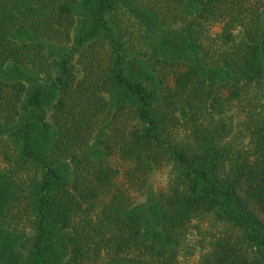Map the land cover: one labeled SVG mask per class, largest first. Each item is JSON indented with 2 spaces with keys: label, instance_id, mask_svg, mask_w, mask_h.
I'll list each match as a JSON object with an SVG mask.
<instances>
[{
  "label": "trees",
  "instance_id": "obj_1",
  "mask_svg": "<svg viewBox=\"0 0 264 264\" xmlns=\"http://www.w3.org/2000/svg\"><path fill=\"white\" fill-rule=\"evenodd\" d=\"M127 1L94 0L68 49L41 26L67 39L78 0H0L4 125L25 102L5 136L0 264H188L204 250L194 231L210 234L209 252L192 264H264V0H158L168 15L145 10L172 24L155 33L138 20V39L156 44L134 56L108 19ZM236 30L246 42L233 49ZM87 42L105 55L99 102L73 89Z\"/></svg>",
  "mask_w": 264,
  "mask_h": 264
},
{
  "label": "rangeland",
  "instance_id": "obj_2",
  "mask_svg": "<svg viewBox=\"0 0 264 264\" xmlns=\"http://www.w3.org/2000/svg\"><path fill=\"white\" fill-rule=\"evenodd\" d=\"M120 2L122 3L123 0H120ZM158 0H129L126 2L127 6L131 5V9H129V7H127L129 9V12H125V11H118L117 12V16L114 17H108L109 20H114L116 19L120 28L122 29V33L125 34V40L128 39V37H130V41L131 44L133 46V56L135 55V52L138 51L139 54H144V52H148L153 45L156 44V41H154L151 37L150 40L151 42L147 39V36L144 34V38L145 40H143L142 42L138 39V29H137V24H138V20L143 22L144 26H148L149 28H151V30H153V32H163L166 30V26H168L169 24L171 25L172 21L167 19V24L163 25L160 24L156 21V18L153 17L151 14L147 13V11L145 10L146 6H150L151 8L153 7L152 11L153 13H160L162 14V12H164L166 15H168L167 12L160 11L161 9V5L157 4ZM93 3L94 0H78L77 3H69L71 8H72V14L74 13L75 15H78L77 17H74V23L73 25L68 29L69 32V37L66 39L65 35L63 34V30L58 31L57 25L56 23L51 22L46 28L44 25L41 26V29H45L47 31H49V28H55L52 32L55 33V37L56 38H61L63 39L65 46H67V48H72L73 47V41L72 39L74 38V36H76V33L78 31H80L81 29H83V21L87 18V16H91L94 13V9H93ZM154 7H156V9L154 10ZM145 10V11H144ZM65 22H67L68 17H66L65 15L63 16ZM67 24V23H66ZM51 29H50V36H51ZM206 34L207 36L210 38V40H214V38L216 37V35L220 34L221 30H222V24H211V25H207L206 26ZM152 32V33H153ZM45 34V33H43ZM46 35L49 36V33H47ZM43 36V35H42ZM44 38V37H43ZM55 40V39H54ZM149 41L151 44L150 49L145 48V46L143 45V42ZM245 39L241 33V31L236 30L233 33V47L231 45V48H235V46L237 47L238 45H243L245 43ZM92 43H86L84 45V47L80 48L79 51L75 52L74 57L72 58L71 64L73 66V89L75 90H80L82 88L85 89H89L90 93L86 94V96L90 97L91 101H94V97H100L102 96L103 99L106 100V96L104 95V93L100 90L101 85H102V76L104 74V72H102L103 69H101V66H104L105 61V55L103 53V51L101 49H99L97 52H93L90 55V50L89 45ZM215 45L216 42H215ZM215 45L213 46V48H215ZM150 52V51H149ZM145 60V59H143ZM139 66H137L135 63L133 64L132 68L130 69V71L134 74H138L140 73L139 71ZM43 77V76H42ZM168 83H171V79L170 77L167 78ZM87 91V90H86ZM4 94H7V90L4 91ZM83 94V93H82ZM25 97L22 98V100H24ZM56 99L52 96L48 97V102L50 105H53ZM100 100V99H99ZM94 102H99L98 100L94 101ZM16 105L14 108L11 109V115H13V121H10V125L6 126L4 125V121L2 120V117L0 116V124L2 126V130H0V173L4 172L7 165V161L10 158V155H12L13 153V146L11 145V143H9L8 140H6V133H8L12 127L13 124L15 123V121H19L21 116H22V110L21 107L22 105L25 103L24 101H19V102H15ZM20 112L19 114L16 112ZM235 111V109H234ZM233 111V112H234ZM235 113V112H234ZM226 115H230V113H224ZM238 115H240L241 118V114L238 113ZM234 123H235V118H234ZM3 132V134H2ZM166 170H161L160 172H157L153 175V177L150 180V183L152 185V187L154 189H164L166 187V183H167V177L165 174ZM13 226V225H11ZM19 227V226H18ZM202 232L203 231H209L211 234H214L215 232L217 233L216 229H211L209 227L208 224H203L202 225ZM209 235L208 233L205 234L204 237V233H198L196 231H194V233L192 234V236L190 237V243L192 245H197V241L198 240H203V246H204V250H200V247H195L196 250L194 252V254L192 256H187L185 258V263L188 264H192V263H196L198 262L199 257L202 254H206L207 252H209L208 249V241H209ZM205 238V239H203ZM13 243H16V240L13 239ZM14 245V244H12ZM182 260V259H181Z\"/></svg>",
  "mask_w": 264,
  "mask_h": 264
}]
</instances>
